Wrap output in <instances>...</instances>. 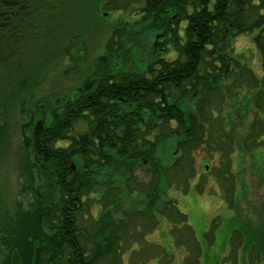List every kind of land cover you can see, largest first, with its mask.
Returning <instances> with one entry per match:
<instances>
[{"label": "trees", "instance_id": "1", "mask_svg": "<svg viewBox=\"0 0 264 264\" xmlns=\"http://www.w3.org/2000/svg\"><path fill=\"white\" fill-rule=\"evenodd\" d=\"M72 19L79 28L44 67L74 55L73 47L80 56L102 40L103 60L122 50L126 56L133 36L145 42L158 36L151 58L137 68L100 65L88 90L57 99L54 106L37 104L39 112L54 111L32 124L33 160L25 168L33 200L28 208L0 184V264H120L124 222H117L115 214L117 205L134 194L148 199L139 218L171 220L174 231L179 228L174 239L184 241L189 252L185 264H198L202 248L196 232L167 195L171 189L192 190L198 150L219 155L208 173L218 168L219 181H234L236 146L223 118L222 82L229 76L228 86L247 90L245 99L256 112L246 151L264 146V0H0V50L16 44L23 31L43 39L44 29H56L53 22L60 29ZM242 34H254L261 74L231 47ZM170 52L176 58L169 59ZM6 93L2 101L12 94ZM3 126L0 155L7 133ZM172 141L175 149L166 163L158 153ZM207 181L195 189L205 192ZM227 188L234 195L233 185ZM209 231L215 234L214 228ZM241 234L231 236L232 248L241 246ZM255 253L250 264L261 261V251Z\"/></svg>", "mask_w": 264, "mask_h": 264}, {"label": "rangeland", "instance_id": "2", "mask_svg": "<svg viewBox=\"0 0 264 264\" xmlns=\"http://www.w3.org/2000/svg\"><path fill=\"white\" fill-rule=\"evenodd\" d=\"M53 15L58 17L56 11H53ZM114 18L115 15L103 25L111 23ZM53 23L56 29H44L43 39L23 31L16 44L12 41L9 48L0 50V95L12 93L6 96L5 101L0 98V123L4 124V130L7 131L5 145L2 147L4 152L0 155V184L4 189L8 188V193L14 195L26 208L33 201L29 191L31 180L25 172L26 164L33 160L29 146L32 124L38 119L49 118L54 111V108H47L39 112L37 104L49 102V106L57 99L69 100L80 91L88 90L98 77L100 65H118L121 69L137 68L151 58L152 47L158 36L148 37L146 42L141 36H133L129 47L125 49H131L126 56H123L122 50L116 57L103 60L102 40L92 44L87 52H80V56H75L73 47L71 52L74 55L54 60L44 67L45 61L60 54L64 40L79 28V23L74 19L60 29L57 23ZM253 36L242 34L231 41V47L242 63L261 74V58ZM168 56L169 59L176 58L174 52ZM223 81L226 99L223 118L236 146L232 168L234 181L228 178L226 183L219 181L218 168L208 173L207 166H217L219 155L210 157L203 150H198L194 153L195 179L192 180V190L186 193L184 190L171 189L166 195L176 201L196 232L202 248L198 264H202V261L209 264L220 256L223 262L229 260L231 264H250L256 248L262 253L259 264H264V146L249 153L246 151L245 138L256 112L253 104L247 103L245 99L247 90L228 86L233 81L231 76ZM14 90L21 92L15 95ZM175 145L173 141L162 145L158 155L166 163H170V154ZM120 173L125 176L123 172ZM205 178L208 180L206 190L199 193L195 186ZM232 185L234 195L230 196L227 187L230 189ZM147 203L148 199L144 196L134 194L117 205L115 220L124 222L123 260L120 264H185L189 256L183 246L185 242L174 239L179 228L174 231L176 226L165 217H160L159 222L153 221L148 214L139 218L141 211L147 209ZM211 227L216 234L215 241V234L209 231ZM237 231L243 234V238L242 234L239 235L242 238L241 246L232 248L231 236ZM164 252L169 253L168 258Z\"/></svg>", "mask_w": 264, "mask_h": 264}, {"label": "crops", "instance_id": "3", "mask_svg": "<svg viewBox=\"0 0 264 264\" xmlns=\"http://www.w3.org/2000/svg\"><path fill=\"white\" fill-rule=\"evenodd\" d=\"M215 259H216L217 261H216V263H214V264H220V262L222 261L223 258H221V256H220V257H218V258L216 257ZM215 259H214V260H215ZM214 260H213V261H214ZM209 263H210V262H209ZM202 264H204L203 261H202Z\"/></svg>", "mask_w": 264, "mask_h": 264}]
</instances>
